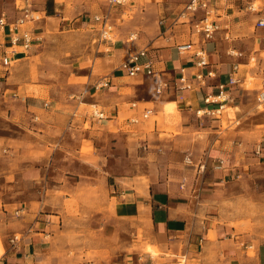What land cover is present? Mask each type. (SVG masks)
I'll use <instances>...</instances> for the list:
<instances>
[{"label": "crops", "instance_id": "0c3cea01", "mask_svg": "<svg viewBox=\"0 0 264 264\" xmlns=\"http://www.w3.org/2000/svg\"><path fill=\"white\" fill-rule=\"evenodd\" d=\"M17 1L0 0V17L6 15L12 22L16 15L36 12L41 16L30 20L43 31L52 26L95 29L93 16L106 8L98 0ZM188 1L151 0V15L162 18L158 27L150 29L147 20H140L144 28L131 29V44L107 40L109 49L79 69L89 74L76 91L88 92L76 97L71 114L56 109L64 102L55 100L47 113L32 118L35 122L22 117V132L0 136L8 158L18 155L26 160L17 179L21 185L0 183L2 203V197L17 196L16 187L26 193L24 207H12V212H5L6 204L0 207L6 214L0 223V264H177L178 257L188 264H264V244L248 256L253 245L247 240L237 243L231 221L237 213L227 212L223 205L237 197L233 186L241 175L254 171L253 164L260 162L264 172V109H257V95L264 89V26L256 25L264 19V9L250 12L245 0H218L211 17L219 27L212 39L204 40L188 18L200 17L202 11L181 19ZM123 9L115 18L120 34L134 24H126ZM187 42L192 48L203 47L205 70L213 74L200 89L179 83L180 72L190 76L194 71L192 51L177 50ZM0 44L12 62L25 58L22 49L11 51L8 26L0 27ZM143 48L147 52L141 61L151 59L154 73L132 80L135 76H129L121 63ZM252 56L256 64L247 67ZM249 74L257 78L252 88L245 85ZM157 76L168 82L162 94L156 92ZM231 76L238 82L228 86L221 108H233L238 125L223 128L221 118L197 119L194 113L205 106L204 93H216ZM167 99L170 110L176 107L179 112L172 130H160L157 122L153 131L137 134L119 132V124L110 128L125 104H130L125 112L131 113L123 125L133 128L147 109L158 113ZM35 102L30 106L42 108L40 99ZM82 103H96L108 118L95 119L91 108L82 112ZM101 125L104 130L93 131ZM130 137L135 140L128 143ZM88 142L93 150L86 153L82 147ZM99 185L101 195L94 197Z\"/></svg>", "mask_w": 264, "mask_h": 264}, {"label": "rangeland", "instance_id": "374dc122", "mask_svg": "<svg viewBox=\"0 0 264 264\" xmlns=\"http://www.w3.org/2000/svg\"><path fill=\"white\" fill-rule=\"evenodd\" d=\"M100 5L105 6V9L100 10L98 14H105L108 16V26L110 29L105 28L99 21L98 27L91 28H72L64 29L57 26L48 27L43 31L42 28L37 27L36 21L25 23L23 28L31 30L33 32L34 40L31 47L22 52L25 56L23 60L13 61L12 66L8 70H0V136H6L7 134H15L22 132L24 123L21 121L22 117H28L37 119L48 112V109L52 104H55V100H62L64 103L57 104L56 109H64L70 114L75 111V107L72 105L76 99V95L79 93L76 91L78 83L86 82L88 79V69L79 71L82 66H90L93 63V57L102 54L103 50H108L106 41H116L123 39L126 44H131L129 33L131 29L136 31L143 30L142 25L139 24L140 20H147V26L151 28L158 27L162 18H154L151 15V0H128L124 4L114 5L111 7L105 0H98ZM255 5L263 7L264 3L261 0H255ZM18 4L22 1L18 0ZM135 5H131L134 4ZM103 8V7H101ZM123 9L122 18L126 24L132 22L133 25H128L127 33L120 34L116 31V26L119 21L115 20L118 17L116 14L118 10ZM111 9L114 10L113 14ZM144 9V10H143ZM148 11L146 12V10ZM183 9V8H182ZM145 12V13H144ZM182 10L180 11L181 14ZM33 16H41L39 13L32 12ZM96 15V14H95ZM197 16L199 12L197 11ZM188 15L181 17L185 19ZM18 18V16H14ZM21 17V16H20ZM94 17V16H93ZM190 18L192 27L196 31L194 23L199 17ZM212 18V17H211ZM94 19V18H93ZM185 21V20H184ZM188 21V20H187ZM149 29V28H148ZM106 30V32L104 31ZM116 33L114 34L113 32ZM151 31V30H149ZM38 32H44L39 33ZM136 41V40H135ZM17 50H21L22 47H15ZM10 49V48H9ZM263 56V53H261ZM250 60L247 67H253L256 64L255 56ZM101 59H98L99 64ZM137 76L132 77V80H136ZM256 77L247 76V82L249 88H252L256 83ZM261 91L264 92L262 88ZM40 99L39 104L42 108L31 107L30 104H36V100ZM81 100V99H80ZM83 100V99H82ZM169 99L163 102V107L160 108L158 113L151 112L147 118L143 115L140 121L133 128L123 125V120L130 115L131 112H125L130 107V104H125L124 109L121 112L119 118L110 123V128L114 124H119V132L125 134H137L138 131H153L155 123L159 124L160 130H172L175 120L179 118V112L176 110H170V103H166ZM175 104V103H172ZM153 105L152 103L150 104ZM100 107V106H99ZM88 104H81V111L84 112L90 109ZM257 109L262 111L264 109V102L257 104ZM201 113V112H200ZM197 119L213 120L215 118L222 119V127H227L228 124L236 125L234 120V109L229 106H224L219 111L212 113H204L197 115L194 113ZM18 120V122H17ZM233 120V121H232ZM40 121L43 122V118L40 117ZM35 122V120H32ZM24 124V125H23ZM238 125V124H237ZM208 127L209 124L207 125ZM83 130V128H82ZM104 130V126L96 127L93 131ZM204 132L203 129L199 130ZM209 131V130H208ZM201 135H203L201 133ZM135 139L130 137L126 139L128 143L133 142ZM143 140V139H142ZM145 144L140 147L144 149ZM93 150L92 142H88L82 147L83 152H91ZM7 151H5V145L0 142V183L10 182L17 184V179L22 176V168L26 160H22L18 155L14 158H8ZM98 156V155H96ZM101 156V155H100ZM191 164L190 160L186 161ZM260 162L253 164L252 173H245L238 178L237 183L233 186V190L237 192V197H233L230 202L223 204L224 208L229 212L237 213L235 217H232L231 221L236 229L237 243L243 241H250L253 245L247 251L248 256L255 254V248L259 244H264V172L263 166ZM9 167V171L3 168ZM9 172V175L6 173ZM9 184V183H8ZM18 184L22 183L18 181ZM1 188V186H0ZM4 191L8 188H2ZM23 187L19 186L15 188L17 193L16 197H2L5 201H0V207L6 204L5 212H12V207L25 206L26 197L25 192H22ZM100 185L95 187L94 197H100ZM13 191V189L11 190ZM21 196V197H20ZM44 198V197H43ZM41 197V199H43ZM69 207H72L71 202H67ZM72 209V208H71ZM12 216L13 214L10 213ZM8 215V220H10ZM23 215V214H22ZM22 215H17L21 218ZM13 217V216H12ZM14 217H16L14 215ZM13 217V218H14ZM12 218V219H13ZM6 221V214L0 210V223ZM18 237H21L20 233H17ZM0 240L3 242L4 236L0 233ZM149 250H155L154 247H148ZM177 264H188L187 261H183L182 257H178Z\"/></svg>", "mask_w": 264, "mask_h": 264}, {"label": "built area", "instance_id": "2783aa9c", "mask_svg": "<svg viewBox=\"0 0 264 264\" xmlns=\"http://www.w3.org/2000/svg\"><path fill=\"white\" fill-rule=\"evenodd\" d=\"M108 5L113 7L114 5H120L126 3L128 0H105ZM218 0H189L183 7L181 15L186 16L189 13L195 14L197 11H202L203 15L200 16L194 26L197 28L196 32H201L203 34L204 40L212 39L214 32L218 29V24L211 18L213 12L214 4ZM255 0H245L244 8L250 12H257L259 10L258 6L255 5ZM94 20L99 21L103 24L105 28L110 29L108 26V16L105 14H96L94 15ZM36 20L38 16H33L30 12H26L23 16L16 18L12 22H8L7 16L2 15L0 17V27L8 26L9 29V43L12 47L11 51H16L17 46L22 47L23 51L28 50L34 40L33 32L28 29H24L23 26L27 20ZM257 26H264V19L260 18L256 21ZM106 32V30H104ZM192 42L182 43L177 45V50L180 52L191 50L192 55L195 57L193 66L194 71L189 76L185 72H180L179 74V83L182 87L187 89H200L206 84V78L213 76L212 72L205 70L206 65L208 64L207 54L203 47L198 46L192 48ZM1 45V44H0ZM147 52L146 48H143L137 52L131 54L126 60L121 63V68L126 71L129 76H136L139 74H153V65L154 62L151 59L146 61H141V57L145 56ZM236 55H241V52H238ZM12 66V59L8 55L6 50L0 51V70H8ZM236 68V67H235ZM1 76V75H0ZM158 81L156 83V92L162 94L164 90L168 87V82L161 80L158 76ZM238 78L231 76L228 79V82L225 84H219L217 87L216 93H204L203 101L205 106L198 108L196 114L212 113L214 111H219L223 106V103L227 99V88L230 85L236 84ZM88 92L87 88L79 93L77 96L85 94ZM81 99V98H80ZM257 102H264V92L260 91L257 95ZM212 104L211 106H209ZM153 109H147L143 113V117L147 118ZM201 112V113H200ZM90 115L95 119L103 120L108 118V115L105 110H103L96 103L91 104ZM132 122H138L139 119L132 118ZM17 239V236L14 237ZM13 239V240H14Z\"/></svg>", "mask_w": 264, "mask_h": 264}, {"label": "bare ground", "instance_id": "6f19581e", "mask_svg": "<svg viewBox=\"0 0 264 264\" xmlns=\"http://www.w3.org/2000/svg\"><path fill=\"white\" fill-rule=\"evenodd\" d=\"M173 105V104H172Z\"/></svg>", "mask_w": 264, "mask_h": 264}]
</instances>
